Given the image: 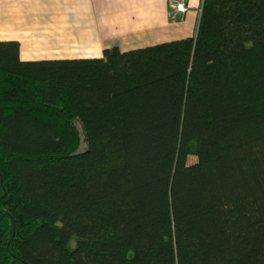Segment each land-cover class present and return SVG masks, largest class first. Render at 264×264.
Masks as SVG:
<instances>
[{"label":"trees","instance_id":"16d2710c","mask_svg":"<svg viewBox=\"0 0 264 264\" xmlns=\"http://www.w3.org/2000/svg\"><path fill=\"white\" fill-rule=\"evenodd\" d=\"M20 52L0 41V264H264V0L101 58Z\"/></svg>","mask_w":264,"mask_h":264},{"label":"crops","instance_id":"0c3cea01","mask_svg":"<svg viewBox=\"0 0 264 264\" xmlns=\"http://www.w3.org/2000/svg\"><path fill=\"white\" fill-rule=\"evenodd\" d=\"M202 4L173 20L168 0H0V41L18 42L23 61L101 58L194 37Z\"/></svg>","mask_w":264,"mask_h":264},{"label":"built area","instance_id":"2783aa9c","mask_svg":"<svg viewBox=\"0 0 264 264\" xmlns=\"http://www.w3.org/2000/svg\"><path fill=\"white\" fill-rule=\"evenodd\" d=\"M169 17L173 20L185 18L189 12V0H168Z\"/></svg>","mask_w":264,"mask_h":264},{"label":"rangeland","instance_id":"374dc122","mask_svg":"<svg viewBox=\"0 0 264 264\" xmlns=\"http://www.w3.org/2000/svg\"><path fill=\"white\" fill-rule=\"evenodd\" d=\"M145 47H147V46H145ZM84 149H85V144L83 143L82 150H84ZM194 161H195V159L193 157H191L190 158V163H193Z\"/></svg>","mask_w":264,"mask_h":264}]
</instances>
